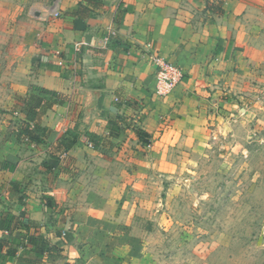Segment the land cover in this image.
I'll list each match as a JSON object with an SVG mask.
<instances>
[{"label":"crops","instance_id":"0c3cea01","mask_svg":"<svg viewBox=\"0 0 264 264\" xmlns=\"http://www.w3.org/2000/svg\"><path fill=\"white\" fill-rule=\"evenodd\" d=\"M19 1L20 55L0 89V264H65L236 116L241 50L263 28L264 0ZM152 52L182 71L165 96ZM27 229L57 253L37 254Z\"/></svg>","mask_w":264,"mask_h":264},{"label":"rangeland","instance_id":"374dc122","mask_svg":"<svg viewBox=\"0 0 264 264\" xmlns=\"http://www.w3.org/2000/svg\"><path fill=\"white\" fill-rule=\"evenodd\" d=\"M27 8L23 1L0 0V89L10 87ZM262 27L241 50L246 62L237 69L231 101L236 116H223L199 158L179 154L170 176L135 192L116 228L107 229L111 238L87 241L73 261L61 254L59 262L264 264Z\"/></svg>","mask_w":264,"mask_h":264},{"label":"built area","instance_id":"2783aa9c","mask_svg":"<svg viewBox=\"0 0 264 264\" xmlns=\"http://www.w3.org/2000/svg\"><path fill=\"white\" fill-rule=\"evenodd\" d=\"M53 13L58 15L56 11ZM75 50L79 51V44H75ZM151 60L156 66L154 92L159 96H165L180 82L182 71L172 62L163 59L157 52H152ZM24 140H28V138L24 136ZM61 234L64 235L65 233L62 232Z\"/></svg>","mask_w":264,"mask_h":264},{"label":"trees","instance_id":"16d2710c","mask_svg":"<svg viewBox=\"0 0 264 264\" xmlns=\"http://www.w3.org/2000/svg\"><path fill=\"white\" fill-rule=\"evenodd\" d=\"M24 136L29 139L34 138V134L30 130L28 131L27 129L26 131H24ZM61 143L66 148H69L73 144V141L66 142V139L64 140V136H62ZM26 236L27 242L33 246L37 254L52 255L57 253V246L51 245L46 239L42 238L41 236L35 235L32 230L27 229ZM2 242H4V244L6 243V241ZM7 253L12 255L15 253V249L13 248L11 250H8Z\"/></svg>","mask_w":264,"mask_h":264}]
</instances>
